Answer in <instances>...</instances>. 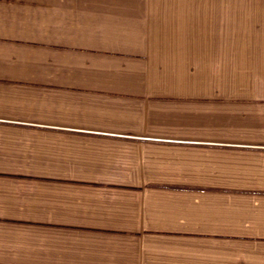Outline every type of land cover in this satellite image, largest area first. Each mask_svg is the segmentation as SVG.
Returning a JSON list of instances; mask_svg holds the SVG:
<instances>
[{"label":"crops","instance_id":"crops-1","mask_svg":"<svg viewBox=\"0 0 264 264\" xmlns=\"http://www.w3.org/2000/svg\"><path fill=\"white\" fill-rule=\"evenodd\" d=\"M0 0V264H264V3Z\"/></svg>","mask_w":264,"mask_h":264},{"label":"rangeland","instance_id":"rangeland-1","mask_svg":"<svg viewBox=\"0 0 264 264\" xmlns=\"http://www.w3.org/2000/svg\"><path fill=\"white\" fill-rule=\"evenodd\" d=\"M213 1V0H210ZM225 3H236V4H251V3H264V0H225Z\"/></svg>","mask_w":264,"mask_h":264}]
</instances>
